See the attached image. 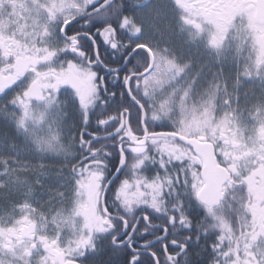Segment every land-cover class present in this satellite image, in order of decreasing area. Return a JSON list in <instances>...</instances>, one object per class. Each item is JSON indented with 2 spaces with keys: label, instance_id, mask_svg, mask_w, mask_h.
Here are the masks:
<instances>
[{
  "label": "snow or ice",
  "instance_id": "obj_1",
  "mask_svg": "<svg viewBox=\"0 0 264 264\" xmlns=\"http://www.w3.org/2000/svg\"><path fill=\"white\" fill-rule=\"evenodd\" d=\"M0 264H264V0H0Z\"/></svg>",
  "mask_w": 264,
  "mask_h": 264
}]
</instances>
